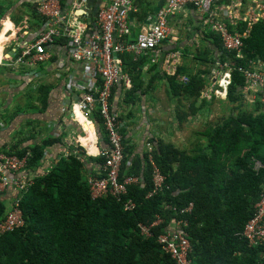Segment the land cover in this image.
<instances>
[{"label":"trees","instance_id":"trees-1","mask_svg":"<svg viewBox=\"0 0 264 264\" xmlns=\"http://www.w3.org/2000/svg\"><path fill=\"white\" fill-rule=\"evenodd\" d=\"M66 1H60L63 8ZM133 2L140 6L145 3ZM226 24L232 33L242 35L239 56L236 51L226 50L220 36L202 24V42L206 43L192 51L184 46L181 57L186 59L191 54L198 66L213 70L219 68L217 64L227 62L230 83L225 99L233 108L221 122L204 124L186 150L161 137L148 138L154 147L152 161L165 176L162 191L148 196L152 192L151 165L146 153L135 151L124 128L119 180L133 176L139 181L128 185L119 200L111 196L94 199L90 195L86 174L93 173L89 164L102 165L100 156L81 153L78 158L60 153L49 168L41 169L45 151L59 145V138L48 136L9 149L8 153L27 156L31 181L27 189L14 195L11 204L6 194H0V224L15 204L23 218L21 226L0 234V264H173L157 237L172 219L181 218L178 210L189 203L193 204L192 212L183 217L188 221L185 231L192 247L191 264H264V241L248 244L240 235L264 195L263 103H250L242 90L243 71L264 64V18L254 22L226 20ZM200 28L198 25L196 30ZM190 35L187 32L188 40ZM141 57L121 55L131 83L124 94L126 102H140V96L147 93L157 76L144 81L141 64L146 57ZM210 68L198 67L189 72L187 82L169 76L178 123L195 117L205 107L207 101L200 96L214 75ZM48 90L41 88L38 94L43 108ZM128 199L134 205L125 209ZM157 218L162 223L150 227ZM141 225L150 227V236L141 231Z\"/></svg>","mask_w":264,"mask_h":264},{"label":"built area","instance_id":"built-area-1","mask_svg":"<svg viewBox=\"0 0 264 264\" xmlns=\"http://www.w3.org/2000/svg\"><path fill=\"white\" fill-rule=\"evenodd\" d=\"M30 1L40 17L42 28L33 38L23 43L16 41L17 34L7 29L3 33L4 42L14 41L16 45L10 46L7 52L2 51L6 44L2 46L0 65L9 68L24 65L30 68L27 74L34 77V80H38L42 76L40 72L34 71V68L50 59L51 54L47 47L57 41L65 47L71 64L83 65L82 84H75L74 92L71 89L68 90L70 94H73V100H68L67 95H63V102H69L71 105L70 109L63 108V110L71 111L70 118L80 130L67 142V145L72 147L70 152L64 148L60 153L64 156L71 153L78 158L81 153L86 156L102 157L104 162L101 165L100 174L87 178L91 197L96 199L111 196L119 200L126 194L128 185L139 181L133 176L119 180L124 152L122 122L113 112L111 99L116 88L123 87V90H127L131 84L121 55L132 54L134 58H137L157 54L162 41H167L173 34L169 18L190 5L199 13L202 24L220 36L222 46L228 51H236V55L239 56L242 35L232 33L226 20L233 21L232 14L241 7L242 0H228V3L222 2L217 7L216 2L219 0H165L156 12L146 17L135 37H132V14L136 11L133 0H102L101 6L93 14L89 10H84V17L81 20L74 13L83 10L82 6L87 0H69L67 5L73 7L70 12L65 11L61 0ZM176 54L177 52L170 54L169 59ZM259 66L255 65L252 70L243 71L245 85L242 90L247 101L253 103L257 100L263 103L264 108V64L263 67ZM217 67L220 68L216 72L218 79L211 78V87L206 91L225 98L227 86L230 83V70L227 62L217 64ZM70 79H77V77L71 74ZM77 88L81 90L78 93H76ZM247 92H250L249 98ZM66 103L62 106H69ZM76 112L80 113L85 124L92 129L93 141L89 140L87 146L82 143L81 138L89 137L90 132L79 121ZM98 121L106 140L102 148H98L96 144L97 135L94 126L98 124ZM92 142L95 146L94 152L89 149ZM148 150L151 151L150 146ZM149 160H151L152 169V192L148 196L162 191L165 186V177L153 163L151 154H149ZM26 162L27 156L18 157L8 151H0L1 194L20 192L28 188L31 180L26 176ZM133 205L129 199L124 202L125 209ZM192 209L193 204L189 203L178 210L181 218L172 219L164 232L157 237V242L173 259V264H191L189 255L192 247L185 231L188 221L183 216L191 213ZM160 223L162 220L157 218L150 227ZM22 224L21 211L15 204V207L7 213L5 221L0 224V234ZM150 227L141 225V231L150 236ZM240 235L248 244L264 241V195L256 203L255 212L244 225Z\"/></svg>","mask_w":264,"mask_h":264},{"label":"crops","instance_id":"crops-1","mask_svg":"<svg viewBox=\"0 0 264 264\" xmlns=\"http://www.w3.org/2000/svg\"><path fill=\"white\" fill-rule=\"evenodd\" d=\"M68 1H66L65 5L68 4ZM144 1L145 3L142 6L134 4L136 11L135 14H132V37L136 36L146 17L156 12L165 2V0ZM222 2H225V0H221L220 3ZM220 3L216 4V7ZM101 4L102 0H87L82 6L83 10L76 11L74 14L81 20L84 17V10H89L93 14ZM72 8L71 5H67L64 9L70 12ZM34 9V4L30 0H0V31H2L0 35V55L3 45L6 44V46H3V52H7L10 46L16 45L14 41L4 42L5 37L3 33L7 29L17 34L16 41L23 43L33 38L42 28L40 17ZM232 15L234 17L233 21L243 19L254 22L259 18H264V0H242L241 7L235 10ZM88 19L91 20V18ZM170 22L177 24L176 26L178 27L171 26ZM169 24L173 30L171 38L161 44L157 54L145 56L146 58L141 64L142 78L145 82L157 74L147 93L140 96L142 100L135 103L126 102L124 97L126 90H123V87L116 88L115 92L113 91L114 95L111 99L113 112L119 116L122 122V136L124 128L127 131L126 136L130 138V144L136 152H140L141 154L146 153L149 163L151 161L149 160V154L152 156L154 147L152 146V142L148 141V138L153 135L161 137L165 141H170L169 137L165 138L166 135L168 132L171 133L170 131L172 130L177 131V126L181 124L176 121L175 112L178 107L170 95L169 76L175 74L181 75V72L184 74L193 73L198 67L201 70L206 69V66H198L196 62L192 61L191 54H188L186 59L181 57V49L184 46H187L192 51L196 48L201 49L206 43L205 41L202 42V30L205 28L204 26L202 27L199 13L192 7L186 6L169 18ZM198 25H201L200 30H196ZM187 32L191 34L189 40L187 39ZM172 47H177V49L168 53L167 51L171 50ZM47 50L51 54L50 59L46 63L39 64L34 68V71L40 72L42 76L38 80H34V77L27 74L30 72V68L24 65L17 68L0 65V151H9L13 145L21 142L24 144L37 143L48 136L59 138V145H53L49 147L48 151H45L41 169L49 168L53 159L64 148L68 151L72 149L71 146L67 145V142L80 129L75 122H72L70 118L71 111L67 112L63 110V108L65 110L66 108L70 109L71 106L69 102H63V95H67L68 100H73V94H70L68 90L71 89L74 92V85L82 84L81 75L83 73V65L81 63L71 64L68 60L65 47L60 42L57 41L53 45L48 46ZM176 52V56L169 59V55ZM154 64L156 67L154 70H151ZM262 65L261 67H263ZM258 67L260 66L258 65ZM71 74L77 77V79H70ZM175 78L177 81L181 79L179 76ZM184 79L187 80V77ZM143 84L144 82L142 86ZM210 84L211 81L205 84L206 87L201 93L209 89L211 87ZM45 87L49 88V90L47 104L43 108L41 102L38 101V94L41 88ZM80 91L77 88L76 93ZM247 94L249 98L250 92H247ZM64 103L69 106H62ZM153 111L155 116L160 115L159 119L155 116L153 118ZM166 114L170 116L167 119L164 118ZM162 122L166 124V129L164 127L161 129ZM94 127L97 135L96 144L98 148H102L106 142L100 122L98 121V124H95ZM25 128H30V130L25 132ZM87 129L91 133V136L87 138L93 141L92 129L91 127ZM149 146L150 152L148 150ZM89 149L92 152L95 149L93 142L89 146ZM68 155H71V153H68ZM89 166L90 168L92 167L93 173L86 174V178L101 172V165L95 163L93 166L92 164H89ZM27 178L29 177L27 176ZM11 193L5 192L3 195L6 194L8 200L10 199L12 203L14 196L8 195Z\"/></svg>","mask_w":264,"mask_h":264},{"label":"rangeland","instance_id":"rangeland-1","mask_svg":"<svg viewBox=\"0 0 264 264\" xmlns=\"http://www.w3.org/2000/svg\"><path fill=\"white\" fill-rule=\"evenodd\" d=\"M179 22H181V21H179ZM176 23H178V22H176ZM202 27H203V25H202ZM181 36L183 37V35H181ZM194 40H195V38H194ZM194 40H193V42H194ZM192 61L195 62V60H192ZM200 66H202V65H200ZM205 68H210V67H205ZM211 68H210L211 72L212 73L215 72L214 75H212V78L215 77L216 79H218V75L216 74V72H218L220 70V68H218L217 70H213L215 68H212V69ZM186 75H187L186 73L184 74L182 72H181V75L175 74V76L181 77L180 81H182V79L186 78L187 77ZM183 81L187 82V80H185V79ZM200 97L207 101L203 110L200 113H198L195 117H189L186 121L181 123L182 125L180 124L179 126H177L178 127L177 131L172 130V131H170L171 133L168 132V134L165 137V138L169 137V140L178 148L185 149V150L190 148L191 143L196 140L195 133L202 130L204 124H206V123L216 124V123L221 122L223 119H225L229 115L231 109L233 108V105L229 104L226 101V99H225L226 97L223 98L219 95L213 96V94H211L209 91L202 92ZM140 100H142V98ZM247 108L248 109L250 108L249 105H247ZM152 116L154 118V116H155L154 111L152 112ZM155 117L159 119L160 115L155 116ZM167 117H170V116H168V114L164 115V118L167 119ZM163 122H162V125L160 127H161V129L163 127H164V129H166V127H165L166 124H164ZM25 129H26L25 132H28V130H30V128H28V129L25 128ZM81 141L83 144H85L87 146L89 139L88 138H81ZM253 163L255 164L256 167L259 166L258 162L253 161ZM16 194H17V192L14 191L8 195H11V197H12ZM8 204H11L10 199L8 200Z\"/></svg>","mask_w":264,"mask_h":264},{"label":"bare ground","instance_id":"bare-ground-1","mask_svg":"<svg viewBox=\"0 0 264 264\" xmlns=\"http://www.w3.org/2000/svg\"><path fill=\"white\" fill-rule=\"evenodd\" d=\"M76 113H77V117L79 118V121H80L82 124L85 125V128H86V129H87V128H90V127H88V126L85 124L84 119L81 117L80 113H79V112H76ZM89 132H90V131H89Z\"/></svg>","mask_w":264,"mask_h":264},{"label":"clouds","instance_id":"clouds-1","mask_svg":"<svg viewBox=\"0 0 264 264\" xmlns=\"http://www.w3.org/2000/svg\"><path fill=\"white\" fill-rule=\"evenodd\" d=\"M1 194V193H0Z\"/></svg>","mask_w":264,"mask_h":264}]
</instances>
